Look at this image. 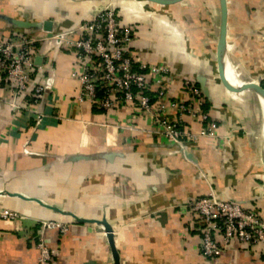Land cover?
Instances as JSON below:
<instances>
[{
    "label": "crops",
    "instance_id": "crops-1",
    "mask_svg": "<svg viewBox=\"0 0 264 264\" xmlns=\"http://www.w3.org/2000/svg\"><path fill=\"white\" fill-rule=\"evenodd\" d=\"M226 1V71L234 81L264 87V0ZM109 3L136 27V53L169 67L173 98H188L185 79L200 87L198 78L205 79L217 133L188 142L184 152L155 135L149 115L128 105L102 112L81 102L76 56L41 40L36 79L49 90L38 105L13 112L10 101L28 97L0 80V208L21 215L0 217V264H39L41 234L57 251L53 264H114L103 220L120 264H264V244L237 243L206 259L186 207L211 184L223 199L264 217V101L221 79V0H0V40L75 29ZM168 115L176 119L177 112ZM185 123L201 129L190 117ZM45 220L65 223L67 231L42 233Z\"/></svg>",
    "mask_w": 264,
    "mask_h": 264
},
{
    "label": "built area",
    "instance_id": "built-area-1",
    "mask_svg": "<svg viewBox=\"0 0 264 264\" xmlns=\"http://www.w3.org/2000/svg\"><path fill=\"white\" fill-rule=\"evenodd\" d=\"M135 33L136 27L124 24L115 5L109 3L75 29L50 33L42 39L34 35H12L0 40V80L16 94L28 97L19 101L15 96L10 101L13 112L38 105L49 90L36 79L35 51L45 39L58 42L76 56L78 69L73 76L81 85V102L88 101L102 112L128 105L135 114L149 115L155 135L179 144L184 152L188 142L215 136L218 124L205 109L202 88L195 80L185 79L182 88L188 98H173L169 67L142 59L133 48ZM74 34L78 36L73 37ZM169 109L176 110V119L169 117ZM36 114L39 123L43 116L39 111ZM185 117L199 122L200 131L185 123ZM25 151L28 152L27 147ZM186 207L200 239V251L208 260L218 259L237 243L251 248L264 244V217L260 211L223 199L211 184L207 195L193 199ZM20 216L17 211L0 208V217L6 220ZM40 224L42 233L56 228L66 232L68 228L65 223L53 220ZM37 246L39 264H53L57 251L45 242L42 234Z\"/></svg>",
    "mask_w": 264,
    "mask_h": 264
},
{
    "label": "water",
    "instance_id": "water-1",
    "mask_svg": "<svg viewBox=\"0 0 264 264\" xmlns=\"http://www.w3.org/2000/svg\"><path fill=\"white\" fill-rule=\"evenodd\" d=\"M153 1H157V2H168L170 0H153ZM221 11H222V15H221V31H220V36H219V42H218V60H219V65H220V76L221 79L224 83H226L229 87H234V88H244V89H252L254 91H256L262 98L264 101V87L261 86L259 83H255V82H245V83H241L239 85H236L234 83H232L228 77H227V71L225 68V64H224V56H225V49H226V44H227V13H228V9H227V1L226 0H221ZM44 29L47 31H51L52 30V25L51 22H45L44 23ZM37 63V60H36ZM38 64V63H37ZM199 83L201 85V88L205 94V96L207 97L208 95V90L207 87L205 85V79L199 77L198 78ZM263 160H264V135H263ZM80 220V219H77ZM104 225H105V232L107 233L110 245H111V249H112V254H113V258H114V264H120V256H119V252L115 246V242H114V235H113V230L111 228V226L109 225V223H107L105 220L101 221Z\"/></svg>",
    "mask_w": 264,
    "mask_h": 264
},
{
    "label": "bare ground",
    "instance_id": "bare-ground-1",
    "mask_svg": "<svg viewBox=\"0 0 264 264\" xmlns=\"http://www.w3.org/2000/svg\"><path fill=\"white\" fill-rule=\"evenodd\" d=\"M227 77H228V79H229L232 83H234V84H236V85L241 84L240 82L234 81V80L230 77V75L228 74V72H227ZM236 77H237V76H236Z\"/></svg>",
    "mask_w": 264,
    "mask_h": 264
},
{
    "label": "trees",
    "instance_id": "trees-1",
    "mask_svg": "<svg viewBox=\"0 0 264 264\" xmlns=\"http://www.w3.org/2000/svg\"><path fill=\"white\" fill-rule=\"evenodd\" d=\"M205 109L207 110V111H209V102H208V100L206 99V97H205Z\"/></svg>",
    "mask_w": 264,
    "mask_h": 264
}]
</instances>
